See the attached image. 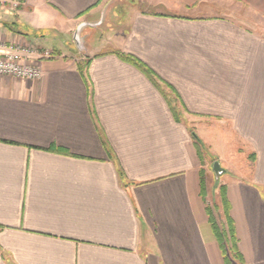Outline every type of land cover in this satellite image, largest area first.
<instances>
[{
    "label": "crops",
    "instance_id": "0c3cea01",
    "mask_svg": "<svg viewBox=\"0 0 264 264\" xmlns=\"http://www.w3.org/2000/svg\"><path fill=\"white\" fill-rule=\"evenodd\" d=\"M13 1L0 264H264V0Z\"/></svg>",
    "mask_w": 264,
    "mask_h": 264
},
{
    "label": "built area",
    "instance_id": "2783aa9c",
    "mask_svg": "<svg viewBox=\"0 0 264 264\" xmlns=\"http://www.w3.org/2000/svg\"><path fill=\"white\" fill-rule=\"evenodd\" d=\"M10 6L17 8L18 4L13 0H0V7ZM0 40V77H9L23 81H35L42 77L40 67L32 61L31 55L38 52L32 48H22L19 45L9 47ZM40 58H50L51 52L43 51L38 54Z\"/></svg>",
    "mask_w": 264,
    "mask_h": 264
},
{
    "label": "rangeland",
    "instance_id": "374dc122",
    "mask_svg": "<svg viewBox=\"0 0 264 264\" xmlns=\"http://www.w3.org/2000/svg\"><path fill=\"white\" fill-rule=\"evenodd\" d=\"M205 183L207 185V189L209 190L211 187H213V190L218 191V185H219V177H215L214 172L212 170V164L209 163L207 169H206V175L204 176ZM217 195H215V198L213 196V199L211 200V203H209L211 210L213 212V218L215 219V222L219 227H222V224H224L223 215L220 206H218V209H215V199L217 200ZM217 202V201H216Z\"/></svg>",
    "mask_w": 264,
    "mask_h": 264
},
{
    "label": "water",
    "instance_id": "95a60500",
    "mask_svg": "<svg viewBox=\"0 0 264 264\" xmlns=\"http://www.w3.org/2000/svg\"><path fill=\"white\" fill-rule=\"evenodd\" d=\"M75 43L77 45H79V39H78V31H76L74 37H73ZM212 170L214 172L215 177H219L222 173L223 170L221 169V167L219 166V164L217 162H215L212 166Z\"/></svg>",
    "mask_w": 264,
    "mask_h": 264
},
{
    "label": "trees",
    "instance_id": "16d2710c",
    "mask_svg": "<svg viewBox=\"0 0 264 264\" xmlns=\"http://www.w3.org/2000/svg\"><path fill=\"white\" fill-rule=\"evenodd\" d=\"M126 60L128 59V58H125ZM130 60V59H129ZM137 66H139L137 63H135ZM140 67V66H139ZM141 68V67H140ZM143 70V69H142ZM171 110L173 111V113L175 114V106L174 107H171ZM175 116H176V114H175ZM193 137H194V135H193ZM213 230H214V232L216 233V235L217 236H219V231L217 230V228H216V225L215 224H213Z\"/></svg>",
    "mask_w": 264,
    "mask_h": 264
}]
</instances>
